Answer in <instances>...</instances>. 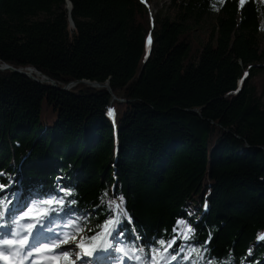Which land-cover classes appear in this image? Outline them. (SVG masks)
<instances>
[{
	"label": "trees",
	"instance_id": "16d2710c",
	"mask_svg": "<svg viewBox=\"0 0 264 264\" xmlns=\"http://www.w3.org/2000/svg\"><path fill=\"white\" fill-rule=\"evenodd\" d=\"M70 1L0 0V65L111 87L0 70V233L264 264V0Z\"/></svg>",
	"mask_w": 264,
	"mask_h": 264
},
{
	"label": "rangeland",
	"instance_id": "374dc122",
	"mask_svg": "<svg viewBox=\"0 0 264 264\" xmlns=\"http://www.w3.org/2000/svg\"><path fill=\"white\" fill-rule=\"evenodd\" d=\"M165 1L169 2L168 0H154L152 3V8L155 11V7L157 6L158 2H160L161 4H163ZM213 17L209 18L207 20V24L204 27V29L201 30L202 33H208L206 32V30L208 29V27L210 25L213 24ZM70 22V19H69ZM76 29L75 26V22H74V26L73 24L70 22L69 23V30L71 33H73ZM200 32H197V34H199ZM241 84V81H240ZM71 89V88H70ZM120 101H123L121 99H119ZM38 219H40V216L38 217ZM37 223H35L36 225ZM3 225L0 226V228ZM44 225L42 224H37V228L34 229V227H32L30 229V231H32L34 233V235H38L40 232L43 234H48V233H52L51 231H45V229L43 228ZM29 230V229H28ZM17 232V231H15ZM59 232V231H57ZM13 237L8 238L6 240H12ZM31 237L28 236H24L21 235L19 240L17 241V244L19 245H24L25 242L27 240H30ZM67 239V238H66ZM64 237L63 238H57V239H53L52 241H50L51 243H44L42 244V242H39V244H42L39 246V251H36L35 249H33L34 252L37 253H45L46 258L51 259V263L50 264H93V261L96 259L97 256H101L105 257L106 256V260H104L103 262H101L100 264H110V262L115 261V264H151L147 261V258L144 256L143 253L140 254H136L141 257V259L139 261L134 260V259H129L128 256H125L124 253H122L121 251H119V249H124V248H118L115 245L107 242L104 245H98L97 247L99 248H106V251H94L92 255H87L86 253L91 250H87L86 246L84 245L83 248L78 247V245H80L82 243L81 239L79 238V236L75 235V236H70L68 238V240H66ZM57 245H60V247H57ZM109 245H111V247H108ZM95 247V248H97ZM62 248V249H61ZM126 250V249H125ZM128 251V250H127ZM108 252H113L114 253V257L115 260H113L114 258H109V255H107ZM129 252V251H128ZM10 253V252H8ZM14 256H16L17 254H19L18 252H13ZM9 255V254H7ZM20 256H22L21 254H19ZM129 255L130 252H129ZM111 256V255H110ZM0 257L3 258L5 257V255H3V253H0ZM79 257V259H78ZM36 260H43V258H36ZM0 264H5V262H2ZM154 264H175V262H172L170 260L164 261H158Z\"/></svg>",
	"mask_w": 264,
	"mask_h": 264
},
{
	"label": "snow or ice",
	"instance_id": "6c2138e0",
	"mask_svg": "<svg viewBox=\"0 0 264 264\" xmlns=\"http://www.w3.org/2000/svg\"><path fill=\"white\" fill-rule=\"evenodd\" d=\"M149 43H150V37H149ZM108 115L109 116H114V110L110 109L109 112H108ZM47 205H53V204H56L57 206L61 205L63 203V201H52V200H49L47 202H45ZM123 203V198L121 197L120 198V205H116V209H120V206L122 205ZM29 212L32 211V209H29L28 210ZM49 212H52V211H56V208L55 207H50L48 209ZM48 213H42V212H39L37 211V216H44V215H47ZM25 215H28V212L25 213ZM36 223L37 224H41L42 223V219H37L36 220ZM178 223H182V222H178ZM119 224V220L114 216L112 220H110L108 222V224L106 225V228L109 229L106 234L111 236L112 235V232L115 231V227L118 226ZM192 229H187V231L185 232V235H184V238L185 239H188L189 238V235L191 233ZM4 235H9L11 237H13L12 240H4ZM21 235H24V236H28V237H31L32 239L30 240H27L25 242L24 245H19L17 244V241L19 240L20 236ZM260 239H264V235L260 236L259 237ZM66 239V238H65ZM93 239H95V237H93ZM35 240V235L32 231L30 230H24V231H17V232H12V231H8L7 233H0V241H2V243H0V253H3V252H18L19 254L23 255L24 257L27 258V264H31L32 262V259L34 258L35 256V252L33 251V249H35L36 251H39V247H38V244L39 242H36V243H33V241ZM44 243H51L50 241H46ZM161 246H164V241H160L159 242ZM171 243H174L173 242H170L167 247H171ZM57 247H60V245H57ZM78 247L80 248H83L84 247V244L81 243L80 245H78ZM108 247H111V245H109ZM106 251L107 249L106 248H93L92 251H89L87 252L86 254L87 255H92L94 251ZM166 250V248H165ZM119 251H121L122 253H124L125 256H128L129 259H134V260H137L139 261L141 259L140 256L138 255H135L134 253L129 255V252L125 249H119ZM175 257H173L174 259ZM5 260V264H7V258H3ZM79 259V257H78Z\"/></svg>",
	"mask_w": 264,
	"mask_h": 264
},
{
	"label": "water",
	"instance_id": "95a60500",
	"mask_svg": "<svg viewBox=\"0 0 264 264\" xmlns=\"http://www.w3.org/2000/svg\"><path fill=\"white\" fill-rule=\"evenodd\" d=\"M72 8H73L72 2L70 0H67V9L69 10V12H71ZM69 19H70V22L74 26V21L72 19L71 14H69ZM5 69H9V70H12V71L23 73V74H25V75H27V76L35 79V80L41 81V82H50L53 87L61 89V90H69L70 88L76 86L79 83H85V84H87L89 86H92V87H106L109 91H111V87H110L109 83H102V82H99V81H90V80H76V81H72V82L68 83L64 87H60L57 84V82L55 80H53L51 77L42 74V72H39V71H37L34 68H28V70H24V69L15 68V67H13L10 64L0 65V70H5ZM31 70H35V72L37 74L42 75L43 78L42 79L37 78L34 74H32ZM114 97L117 98L116 95H114Z\"/></svg>",
	"mask_w": 264,
	"mask_h": 264
},
{
	"label": "bare ground",
	"instance_id": "6f19581e",
	"mask_svg": "<svg viewBox=\"0 0 264 264\" xmlns=\"http://www.w3.org/2000/svg\"><path fill=\"white\" fill-rule=\"evenodd\" d=\"M31 72H32V74H37L36 72H35V70H31ZM38 76H41L42 77V75H40V74H37ZM43 78V77H42ZM41 78V79H42ZM107 255H109V258H114L113 260H115V257H114V253L113 252H108L107 253ZM111 255V256H110ZM104 260H106V256L105 257H102V255L101 256H97L96 257V259L93 261V264H100L101 262H103ZM110 264H115V261H113V262H110Z\"/></svg>",
	"mask_w": 264,
	"mask_h": 264
}]
</instances>
